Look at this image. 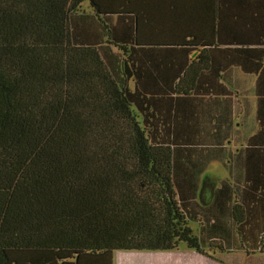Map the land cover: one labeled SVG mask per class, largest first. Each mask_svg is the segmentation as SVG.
<instances>
[{"label": "trees", "instance_id": "1", "mask_svg": "<svg viewBox=\"0 0 264 264\" xmlns=\"http://www.w3.org/2000/svg\"><path fill=\"white\" fill-rule=\"evenodd\" d=\"M170 8L0 0V264H113L114 252L180 243L211 259L264 255V94L259 130L237 147L194 141L198 127L176 125L170 109L202 94L143 92L124 60L123 23L139 40L140 24ZM178 47L191 52L161 51ZM212 162L228 176L205 189Z\"/></svg>", "mask_w": 264, "mask_h": 264}, {"label": "crops", "instance_id": "2", "mask_svg": "<svg viewBox=\"0 0 264 264\" xmlns=\"http://www.w3.org/2000/svg\"><path fill=\"white\" fill-rule=\"evenodd\" d=\"M171 3L174 9H169V16L163 21L154 15L140 24L139 40L134 38L135 23H123V31L131 37L125 42L131 48L124 60L130 56L143 92L161 93L169 87L167 92L202 94L174 100L178 103L171 107L170 119L179 126L198 127L194 141H216L235 148L259 130L255 95L264 94V82H258V78L264 80V0ZM165 29L174 30L170 42L162 36ZM164 44H187L191 52L178 47L166 53L161 51ZM227 94L231 96H222ZM180 140L190 141V137ZM216 167L222 175L220 180L228 176L227 168L220 162H212L205 174L214 173ZM207 184L205 189L211 184L219 186L216 181ZM153 254L164 253L114 252L113 264H149ZM194 255L203 264L206 262L204 256ZM243 256L250 258L252 264H264V255Z\"/></svg>", "mask_w": 264, "mask_h": 264}, {"label": "rangeland", "instance_id": "3", "mask_svg": "<svg viewBox=\"0 0 264 264\" xmlns=\"http://www.w3.org/2000/svg\"><path fill=\"white\" fill-rule=\"evenodd\" d=\"M82 8L90 9L89 8V2L85 1L82 4ZM214 173L208 174L209 178L207 177L205 185L207 186L209 181L212 182H218L222 175L219 172L218 167L214 168ZM209 180V181H208ZM180 247L178 250L173 251L172 253H164V254H153L149 258V264H203L201 261H199L200 258H198L194 251L188 250L185 247L184 243L179 244ZM144 253V252H143ZM192 253V254H191ZM241 252L239 253H231V254H218L212 255L213 259L209 257H203L204 264H207L208 261L213 262L214 264H252V260L248 257H245L242 255ZM212 263V264H213ZM147 264V263H145Z\"/></svg>", "mask_w": 264, "mask_h": 264}]
</instances>
